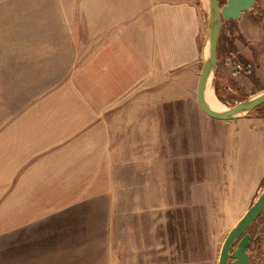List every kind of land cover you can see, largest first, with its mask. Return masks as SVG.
<instances>
[{
    "label": "crops",
    "instance_id": "crops-1",
    "mask_svg": "<svg viewBox=\"0 0 264 264\" xmlns=\"http://www.w3.org/2000/svg\"><path fill=\"white\" fill-rule=\"evenodd\" d=\"M205 28L200 0H0V264H217L218 236L210 230L206 253L202 238L187 252L193 243L171 228L169 199L154 185L128 190L139 183L114 177L111 148L112 112L129 92L178 76L196 88ZM230 62L218 56L220 81ZM252 120L227 123H240L233 133L256 125L264 142V119ZM203 139L200 129L196 152ZM168 163L162 186L174 181ZM248 181L244 213L264 158ZM144 213L147 225L133 226Z\"/></svg>",
    "mask_w": 264,
    "mask_h": 264
},
{
    "label": "rangeland",
    "instance_id": "rangeland-1",
    "mask_svg": "<svg viewBox=\"0 0 264 264\" xmlns=\"http://www.w3.org/2000/svg\"><path fill=\"white\" fill-rule=\"evenodd\" d=\"M242 16L239 20L242 23L233 21L223 25L222 32L232 49L231 69L232 64L238 62L250 64L251 69L236 77L230 71L228 78L233 81L225 84L233 82L235 88H242L229 98L224 91L216 96L217 84L213 85L214 99L223 107H231L241 101L242 96L264 88V2H259ZM242 27L246 30L240 32ZM224 55L220 53L221 57ZM251 77L257 83L251 81ZM159 82L132 90L112 112L109 120L111 148L116 153L114 177L123 179V182L132 180L139 183L137 187H128V190H138L143 194L154 185L155 191L162 197L164 195V199H169V204L165 205L170 208L171 228L176 232L181 231L185 242L189 240L193 243L190 250L187 247V252L196 251V242L202 238L206 253L210 247V230L216 234L215 238L218 236L214 242L222 243L243 215L254 183L243 186L241 182L245 179L251 183L257 177L264 158V142L258 138L256 125L248 132L240 130L239 133H233L239 130L240 123L228 124L205 116L196 104V88L193 91L186 90L190 85L188 77L178 76ZM38 93L28 92V96L34 97ZM6 109L13 114L20 107ZM252 118V123L258 119ZM200 129L204 134L202 151L196 152L194 141ZM232 135L238 143H233V147L230 144ZM162 136L165 137L164 142ZM162 157L169 160L166 176L174 180L168 181L171 183L168 186H162ZM156 159L160 161L153 170L151 162ZM234 175H237L236 181ZM263 184L264 181L261 188ZM155 211L156 215H161L157 213L159 210ZM147 215L144 213L139 219H134L132 225H147ZM162 218L156 216L155 225H162Z\"/></svg>",
    "mask_w": 264,
    "mask_h": 264
},
{
    "label": "water",
    "instance_id": "water-1",
    "mask_svg": "<svg viewBox=\"0 0 264 264\" xmlns=\"http://www.w3.org/2000/svg\"><path fill=\"white\" fill-rule=\"evenodd\" d=\"M259 2L264 0H222V3L219 0H200L201 10L206 18V28L200 50V72L196 82L195 100L200 111L210 119L221 122L246 119L264 104V88L231 107L214 108L206 99L208 90H212L214 83L219 81L217 43L222 22L239 21L243 13L253 9ZM261 215H264V184L253 203L222 241L217 264H250L251 235L248 229L258 222Z\"/></svg>",
    "mask_w": 264,
    "mask_h": 264
},
{
    "label": "flooded vegetation",
    "instance_id": "flooded-vegetation-1",
    "mask_svg": "<svg viewBox=\"0 0 264 264\" xmlns=\"http://www.w3.org/2000/svg\"><path fill=\"white\" fill-rule=\"evenodd\" d=\"M217 80H219L218 77ZM214 85H216V82ZM217 91H224L225 95L229 98L231 95L238 93L239 90L237 87H234L233 82H229L228 84H220L219 90ZM254 230L264 231V215H261L258 222L248 229V233L251 235V243L249 248L251 255L250 264H262L264 260V238L262 237L261 232H257L255 235L251 234V232ZM257 237L259 238L258 241Z\"/></svg>",
    "mask_w": 264,
    "mask_h": 264
},
{
    "label": "trees",
    "instance_id": "trees-1",
    "mask_svg": "<svg viewBox=\"0 0 264 264\" xmlns=\"http://www.w3.org/2000/svg\"><path fill=\"white\" fill-rule=\"evenodd\" d=\"M219 2L222 3V0H219ZM231 23H233V21L222 22V24H221V30H220V34H219V38H218V43H217V59H218V56H220V53L223 52L227 57H229L232 60V54H231V50L232 49H231V46L226 41V39L224 38L223 32H222L223 25H228V24H231ZM221 81H222V83H221ZM221 81H218L216 83L217 84L216 89H215L216 96H218V93H219L217 91V90H219V85L220 84H225V82L231 81V79L228 78V77H224ZM251 81H253L254 83H257V81L253 77H251ZM246 97L247 96H242L240 100H243ZM250 117H254V118H258V119H264V104L259 106L257 108V110L253 111L251 113Z\"/></svg>",
    "mask_w": 264,
    "mask_h": 264
},
{
    "label": "built area",
    "instance_id": "built-area-1",
    "mask_svg": "<svg viewBox=\"0 0 264 264\" xmlns=\"http://www.w3.org/2000/svg\"><path fill=\"white\" fill-rule=\"evenodd\" d=\"M251 69V65L250 64H246V63H234L232 65V69H231V75L233 77H236L240 74H245L246 72L250 71Z\"/></svg>",
    "mask_w": 264,
    "mask_h": 264
},
{
    "label": "bare ground",
    "instance_id": "bare-ground-1",
    "mask_svg": "<svg viewBox=\"0 0 264 264\" xmlns=\"http://www.w3.org/2000/svg\"><path fill=\"white\" fill-rule=\"evenodd\" d=\"M206 99H207L208 104L211 107H214V108L221 107V104H219L218 101H216L214 99V95H213L212 90H208V92L206 94Z\"/></svg>",
    "mask_w": 264,
    "mask_h": 264
}]
</instances>
